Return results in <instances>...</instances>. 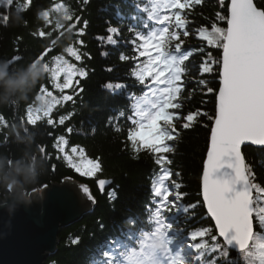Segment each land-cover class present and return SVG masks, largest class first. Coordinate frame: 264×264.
<instances>
[{
    "label": "trees",
    "instance_id": "obj_1",
    "mask_svg": "<svg viewBox=\"0 0 264 264\" xmlns=\"http://www.w3.org/2000/svg\"><path fill=\"white\" fill-rule=\"evenodd\" d=\"M144 2L146 0H140L141 6ZM254 3L264 5V0H254ZM59 4L69 9L73 20H63V9L56 8ZM117 6L121 18L116 15ZM227 6L228 0H223V3L221 0H202L201 4L182 12L189 21L186 26L189 36L183 37L181 34L184 41L182 52L189 54V59L185 61L186 73L182 77V106L175 110L179 116L174 121L175 139L167 142L173 149L165 154L171 163L165 167L173 173V179L181 184V191L184 193L181 203L197 205L194 211L190 210L187 214L177 216L166 213L174 227L181 230L180 235L184 239L201 227L214 228L202 205L199 181L213 121L210 117L215 114L220 69L218 63H212L213 70L203 73L201 65L219 61L222 48L209 46L199 37L198 29L204 27L211 31L213 23L226 28V20L217 19V13L227 16ZM44 12L49 13L47 20L41 15ZM3 15L9 16L8 21L2 19ZM133 15H137L133 0H88L87 4L83 0H31L27 10H23L22 0H15L12 6L0 4V59L9 62L14 56L21 57L20 60L9 63V71L33 62L54 37L75 22L71 32L67 31L56 40L52 45L53 50L44 57L43 62L49 63L52 57L61 55L69 63L77 68L83 67L88 73L86 78L77 76L75 81L79 80L80 83L77 85L74 82L73 87L67 89L66 93L72 95L73 100L56 105L50 117L42 118L36 126L27 124L26 111L28 105H33L36 101L41 85L50 88L49 73L24 100L0 104V117L3 118L0 122V155L11 162L30 145L32 137V152L45 161L39 184L32 191L38 192L45 186L73 179L87 186L95 200L92 208L78 220L59 229L56 250L44 259L43 264H107L104 252L109 250L113 241L120 240L123 244L127 240L126 234L139 235L141 230L150 228L146 209L152 207V184L161 174L160 166L155 163V154L146 149L136 151L131 142L127 141V131L131 126L128 116L132 114L127 93L139 95L145 90L128 75L130 65L119 59L122 52L132 54L131 45L126 43L131 38L129 25L142 26L141 19H131ZM138 15L140 18L146 16L144 13ZM77 16L80 17L79 21L75 19ZM84 20L88 21L86 27ZM58 24L63 27H58ZM110 26L120 29V36L114 37L119 41L117 46L107 45L98 39L107 37ZM82 28L84 34L80 35ZM40 31H44L46 35L39 36ZM79 40L83 43H77ZM69 46L80 51L81 61H76L67 54L65 49ZM104 52L107 55H102ZM201 80L205 84H201ZM109 82L125 83L127 90L113 93L104 87ZM208 87L213 88V92L209 93ZM122 110L125 115L120 117ZM196 111L207 115H201L188 129H184L182 125L187 121L183 117ZM62 116L68 117L64 125L59 124ZM48 118L53 119V125L47 124ZM69 128L72 129L71 132L68 131ZM59 136H64L67 140V148H83L89 159L98 160L101 171L88 177L81 176L69 167L54 147ZM18 137L23 144L17 142ZM41 147L45 149L44 152L40 151ZM242 154L253 170L254 182L264 187V151L244 146ZM175 173L179 175L176 176ZM101 179L110 181V185L102 192L96 185V181ZM165 184L170 187L171 181H165ZM113 191L114 198L110 199L109 192ZM253 194L256 195L255 191ZM130 220L135 223H130ZM253 224L257 242H264V232L259 229L255 214ZM73 240L77 243L73 244ZM196 242H199V238ZM188 243L194 242L188 240ZM209 243L212 242L209 240ZM218 256L219 253H212L208 255V259ZM226 260L244 264L238 252L230 250L227 258L217 259V264H226Z\"/></svg>",
    "mask_w": 264,
    "mask_h": 264
},
{
    "label": "snow or ice",
    "instance_id": "obj_2",
    "mask_svg": "<svg viewBox=\"0 0 264 264\" xmlns=\"http://www.w3.org/2000/svg\"><path fill=\"white\" fill-rule=\"evenodd\" d=\"M14 2L0 0V4L6 6H12ZM83 2L87 4L88 0ZM133 2L137 15L131 19H141L142 26L129 25L131 38L126 43L131 45L132 54L122 52L119 59L130 65L128 75L145 91L139 95L127 93L132 112L128 116L131 126L127 131V141L136 151L146 149L155 154V163L160 166L161 174L153 180L152 207L146 209L150 228L141 230L139 235L126 234L127 240L123 244L120 240L113 241L109 250L104 252L107 264H217V259L228 257L230 249L238 250L244 264H264V242H257L253 224L255 214L258 227L264 232V203H261L264 201V187L254 182L253 170L242 154V146L247 145L260 146L264 151V5L254 3V0H231L227 16L217 13V19L226 20L227 28L213 23L211 31L204 27L198 29L199 37L209 46L222 48L219 61L201 65L203 73L213 70L212 63H218L220 69L215 115L210 117L214 122L202 176L203 205L214 222V228L194 230L187 237L194 243H188L185 247L181 230L174 227L166 213L177 216L187 214L190 210L194 211L197 205L181 203L184 193L181 184L173 179V173L165 167L171 163L165 154L173 150L167 142L175 139L174 121L179 119L175 110L182 106V77L186 73L185 61L189 59V54L182 52L184 41L181 34L183 37L189 36L186 30L189 21L182 12L201 4L202 0H146L143 6L140 0ZM30 3L31 0H22L23 10H27ZM56 8L63 9V20H73L64 5H56ZM139 13L146 14L145 18H140ZM41 15L47 20L49 13ZM116 15L121 18L118 6ZM2 19L6 22L9 16L3 15ZM75 19L79 21L80 17ZM83 24L86 27L88 21L84 20ZM58 27L63 25L58 24ZM74 27L69 25L67 31L71 32ZM107 32L106 38L98 39L107 45L117 46L119 41L114 37L120 36V29L110 26ZM38 34L41 37L46 35L44 31ZM79 34H84L83 28ZM77 43L82 44L83 41ZM51 51V48L46 49L36 61L43 63L45 72L51 74L54 88L63 93L65 89L73 87L74 77H87L88 73L83 67L77 68L61 55L52 58V66L44 63V57ZM65 51L76 61L82 60L77 48L69 46ZM102 55H107V52ZM20 59L14 56L9 63ZM61 74L62 83L58 82ZM75 83L78 85L80 81L76 80ZM200 83L205 84V81L201 80ZM104 87L113 93L127 90V85L120 82H109ZM38 91L43 94L35 97L39 105H28L26 111L27 124L30 126H36L42 118L50 117L61 100H73L72 95H62L58 99L45 85H41ZM207 91L211 93L213 88L208 87ZM124 115V111H120L119 116ZM201 115L207 114L196 111L184 116L187 122L182 125L183 128L188 129ZM66 119V116L60 117L59 124L64 125ZM2 120L0 117V122ZM47 124L53 125V119L48 118ZM116 130L120 131L119 128ZM67 143L64 136H59L54 147L64 154L63 158L69 167L81 176L88 177L101 171L99 161L89 159L83 148L74 146L71 154L66 153ZM40 151L44 152L45 149L41 147ZM165 181H171V186H167ZM107 183L110 181H98L101 189ZM81 189L87 194V199L95 203L89 188L81 185ZM114 195V191L109 192L110 199ZM129 222L135 223L132 220ZM198 238L199 242H196ZM72 243L77 241L73 240ZM212 253H219V256L208 259ZM226 264L239 262L226 260Z\"/></svg>",
    "mask_w": 264,
    "mask_h": 264
},
{
    "label": "water",
    "instance_id": "obj_3",
    "mask_svg": "<svg viewBox=\"0 0 264 264\" xmlns=\"http://www.w3.org/2000/svg\"><path fill=\"white\" fill-rule=\"evenodd\" d=\"M230 3L231 0H228V6ZM225 24L227 28V23L225 22ZM70 25H75V22ZM67 28L68 26L54 37L46 49L51 48L53 50V41L56 42L62 34L66 33ZM36 60L37 58L33 62ZM218 90L219 87L217 92ZM213 122L214 120L212 124ZM210 137L211 128L204 161L207 159ZM247 146L260 148V146L256 145ZM204 161L199 181V194L202 205ZM67 180L61 184H52L49 187L42 188L39 192H34L35 195L32 197V203L28 206L21 205L11 217L3 209H0V264H43L44 259L56 250L59 229L78 220L85 212L92 208L94 203L87 199V194L81 189L83 183L73 179L75 183ZM98 181H96V185L100 192L110 185V183H107L101 189ZM203 207L207 213L206 207L204 205ZM208 218L210 217L208 216ZM212 223L214 226V222Z\"/></svg>",
    "mask_w": 264,
    "mask_h": 264
},
{
    "label": "clouds",
    "instance_id": "obj_4",
    "mask_svg": "<svg viewBox=\"0 0 264 264\" xmlns=\"http://www.w3.org/2000/svg\"><path fill=\"white\" fill-rule=\"evenodd\" d=\"M9 67L8 61L0 59V104L24 100L47 74L43 63L39 61L17 66L12 71H9ZM17 142L23 144L19 137ZM31 143L11 162L0 155V209L9 217L21 205L28 206L32 203L35 195L32 189L38 186L45 169L44 159L32 152Z\"/></svg>",
    "mask_w": 264,
    "mask_h": 264
},
{
    "label": "rangeland",
    "instance_id": "obj_5",
    "mask_svg": "<svg viewBox=\"0 0 264 264\" xmlns=\"http://www.w3.org/2000/svg\"><path fill=\"white\" fill-rule=\"evenodd\" d=\"M53 58V57H52ZM64 59H66V58H64ZM67 60V59H66ZM53 60L51 59L50 60V62L48 63L50 66H52L53 65ZM50 73H49V77H50ZM75 79H76V77H74V82H75ZM58 82H63V74H61V76H60V78H59V81ZM69 89V88H68ZM48 91H51L52 92V94H53V96H55V97H57L58 99L59 98H61L62 97V95H68L67 93H66V91H67V89H65L64 91H63V93H61L60 92V90H58V89H56V88H54L53 87V84H52V82H51V80H50V88L48 89ZM37 95H43V94H41V93H38ZM61 102H63V100H61ZM39 105V102L38 101H35L34 102V104L32 105L33 107H36V106H38ZM58 105V104H57ZM71 148L72 147H69V148H67L66 147V145H65V152L66 153H68V154H71ZM62 156L64 155L63 153H60Z\"/></svg>",
    "mask_w": 264,
    "mask_h": 264
},
{
    "label": "bare ground",
    "instance_id": "obj_6",
    "mask_svg": "<svg viewBox=\"0 0 264 264\" xmlns=\"http://www.w3.org/2000/svg\"><path fill=\"white\" fill-rule=\"evenodd\" d=\"M67 181H72V182H74L73 180H70V179H69V180H67ZM74 183H75V182H74ZM76 184H77V183H76Z\"/></svg>",
    "mask_w": 264,
    "mask_h": 264
}]
</instances>
